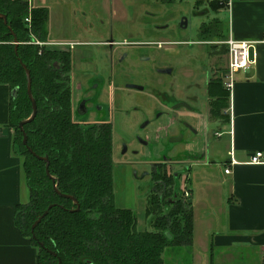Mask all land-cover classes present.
<instances>
[{
    "label": "trees",
    "instance_id": "16d2710c",
    "mask_svg": "<svg viewBox=\"0 0 264 264\" xmlns=\"http://www.w3.org/2000/svg\"><path fill=\"white\" fill-rule=\"evenodd\" d=\"M225 2L209 0V6L223 8ZM0 14L6 18V23L0 18V82L11 91L8 125L14 130L13 142L27 190L26 200L14 206L13 218L21 235L36 248L37 264H165L162 253L167 247H191L189 196L165 203L161 193L163 184L175 185L173 173L167 176L162 169V181L153 182L154 188L147 195L143 213L151 216L150 229H137L135 211L116 204L112 124L82 123L74 118L71 52L34 43L46 40L48 7L29 6L28 0H0ZM198 38L224 41L220 21L201 22ZM21 63L29 70L36 104L35 116L23 123L22 129L18 123L30 116L32 108ZM208 91L211 114L220 117L228 107L229 93L221 75L208 83ZM23 133L26 144L22 143ZM27 148L47 157L50 176L45 173V161ZM212 250L210 241L207 264H213Z\"/></svg>",
    "mask_w": 264,
    "mask_h": 264
},
{
    "label": "rangeland",
    "instance_id": "374dc122",
    "mask_svg": "<svg viewBox=\"0 0 264 264\" xmlns=\"http://www.w3.org/2000/svg\"><path fill=\"white\" fill-rule=\"evenodd\" d=\"M195 1L196 0H171L169 2H165L164 0H52L51 13L60 15L58 17L60 18L61 24V31L59 33L62 36L87 42L86 45L80 46V48L77 46V48L80 49L83 54L92 52L93 65L91 64L90 66L88 61H83L84 65L82 66V63L81 68L86 71L91 69L97 71L103 68L108 74L110 72L108 64L103 67L102 61L100 60L101 57L107 58V48L101 47L100 44L95 43H100L109 38L117 41L197 40L199 25L201 22H210L212 12L206 4L207 0H198L197 5H195ZM224 10L225 9H219V12L216 14L220 19V31L223 33L227 26V13ZM183 17H186L188 21L186 27L180 26V20ZM54 22L55 21L52 19L53 28L50 27V29L56 34L58 30ZM49 24L50 19L48 21V26ZM218 43L217 46L206 47V49L200 47L198 44H191L190 47L186 49L179 44L168 45L163 43V47L161 48L157 47L156 44H152L147 47V49L152 50V52H149V55H152V61H141L137 53L133 50V47L119 45V50L127 53L126 60L123 62L125 77L120 83L123 84L124 82H128L145 85V89L126 88L121 85L114 89L115 94H111L107 86L106 89H104L105 92L103 88L101 91H103V94L107 91V95H109L106 96L103 102L104 104L109 103L112 99L114 100L120 97V99L125 101L126 105H129L127 108H138L126 112L125 107L120 108V111L112 107L109 111V119L113 121V181L115 182V186H117V197L115 196V202L120 206L131 207L135 211L137 216V229H150L151 216H146L143 213V206L147 195L153 187L151 176H147L148 173H146L149 169L153 170V166L149 165L150 160H159L162 156L165 157V155L168 157H184L187 153H196L200 155L196 160L190 159L192 162L190 166H188L189 169L186 168L188 164H185L182 168H176V170H174V172L177 170L184 171L181 173L179 185L182 184L184 190H188L189 188L191 194L189 195L186 191L184 198L189 196L188 199L191 200L190 203L192 206L198 201V186L202 187L201 182L205 175L209 171L212 172V183H215V179L223 173V156L221 154H216L218 137L220 136L219 140L221 143H224L226 137L223 133V123L214 119L205 121V128L200 129L197 136L190 135V138L193 139L190 144L189 142L186 143L184 140H180V138L171 142L170 138L178 136L177 132L179 128L173 126V128L168 127L164 129L163 125L166 123L164 121L166 117L157 118L159 112L156 111V99L152 95L153 92L167 90L168 88L165 84H169L170 81L184 83L181 81V78V80L178 79L182 71L183 75L188 74L189 76L192 73L194 75L196 74L197 80L198 77L201 79L200 72L197 73L201 63L207 62L208 64H215L216 61L213 62L212 59H208L205 56V52L203 53L204 50L209 51L215 48L211 53L218 54L219 64L224 60L222 49L224 45L222 42ZM208 44L209 43H207V45ZM166 46H173L176 49H180L183 51L184 55H187V52H192L191 54L195 57V60L193 59V61H191V65L185 66V59L182 54L177 56L173 54L170 56L167 51L163 50ZM59 48L62 49V46ZM170 62L174 65H178L172 77L159 74L153 68L154 64L160 65ZM77 68L78 66H76V70H78ZM102 73L104 72L102 71ZM79 77L80 76L76 74L73 75V85L79 84ZM157 79H162L160 80V84L156 82ZM192 89L194 90V88ZM74 91V96H72V98L76 100L79 98L80 92L77 88H75ZM181 91L183 93L186 92L184 88H181ZM99 99L101 100L102 98L100 97ZM103 113L105 112L103 111ZM103 113L101 115L92 109H86L84 113H77L76 118L79 121L86 120L93 122L102 119L104 116ZM223 113V111L220 113L219 118H221ZM144 124L146 126H143ZM145 137L149 139L148 144L144 143V140H142H146ZM123 140L127 142V151L125 154H122L121 150ZM213 187H218V185L215 183ZM123 188H125V199L123 198ZM222 190H224L223 185ZM220 192L221 188H219V193ZM223 199L224 198H221L219 195L220 201L214 199V206L216 207L220 202L222 203ZM203 206L204 205H201L198 208L201 212L204 211ZM214 216L215 218L218 217L216 215ZM222 224H224L223 216H219L211 225L204 224L202 228L199 227L198 222L196 223V235L199 237L200 235H205L208 243L211 241V234L222 229ZM209 227L211 228L209 229ZM193 244L195 243H192L191 247H187L186 245L167 247L162 253L164 263L175 264L177 261L176 264H193V251L196 250ZM199 250L200 249L197 248V251ZM206 252L201 256L203 260L202 263L204 264L206 261H209V252Z\"/></svg>",
    "mask_w": 264,
    "mask_h": 264
},
{
    "label": "crops",
    "instance_id": "0c3cea01",
    "mask_svg": "<svg viewBox=\"0 0 264 264\" xmlns=\"http://www.w3.org/2000/svg\"><path fill=\"white\" fill-rule=\"evenodd\" d=\"M28 4L29 6L48 7L50 24L48 26L47 21V37L43 41L44 44L61 47L58 45L67 43L74 46L76 43L84 42L80 39L64 37L59 33L61 31L60 18H58L60 15L51 13L52 0H28ZM206 4L209 6V0ZM209 8L212 12L210 21H220L216 15L219 9H225L227 13V26L224 33L222 32L224 40L231 36L235 39L257 43L253 48L254 63L248 69H240L234 74L233 87L228 93L229 113H223L221 118L216 117L211 114V106L203 108L199 117L179 112L198 130L205 128V121L213 119L221 121L224 127L223 133L226 136L224 143L219 140L220 136L217 139L216 154L223 156V173L214 181L218 187H213L215 184L212 183L213 173L209 171L202 179V187L198 186V201L192 206L193 243H195L193 245L196 247L193 251L192 262L193 264H204L201 256L206 251L209 252V242L207 243L205 235H200V237L196 235V223L199 222V227L202 228L204 224L211 225L219 216H223L222 229L210 236L213 245V264H264V161L260 163L249 161L250 155L255 151L259 150L264 155V44L259 43L264 38V0H231L229 7L212 9L209 6ZM52 19L58 30L55 29L56 34L50 29V27L53 28ZM198 33L199 27L197 36ZM173 41L179 42L183 39ZM197 41L204 40L197 38ZM157 42L163 44L169 41ZM204 42L209 43V47L217 46L215 42L223 43V41ZM223 45L224 60H219L222 64L217 61L221 68V73L219 72L221 77L226 73L227 65V49L224 43ZM212 49L215 50V48ZM166 50L176 53L179 51L175 47ZM145 51L146 49H143V52ZM211 52L213 51L208 52V57L214 62V53ZM91 53L87 52L85 57H89ZM191 53L187 52V55H182L185 62H190V64L193 59L195 60ZM175 66L178 67L177 64ZM181 73L178 79L181 78L180 80L184 83L173 82L179 91L186 84L203 79V75L197 80L196 74L191 73L188 76V74L183 75V71ZM160 80L162 79H157V81ZM208 92L207 88L209 106L212 104V97ZM10 94L8 85L0 82V264H37L36 248L21 235L13 218L14 206L26 200L27 190L21 159L13 142L14 130L8 125ZM231 160L234 163L230 164L229 173H225L224 168ZM222 185L224 190H222ZM219 188H221L220 193ZM114 190L117 197L115 182ZM122 191L125 199V188ZM218 193L224 199L215 207L214 199L219 200ZM188 194L190 195L191 192L189 191ZM201 205H204L203 212L198 209ZM121 207L125 206L121 205ZM214 215L218 217L215 218ZM197 248L200 250L197 251Z\"/></svg>",
    "mask_w": 264,
    "mask_h": 264
},
{
    "label": "flooded vegetation",
    "instance_id": "af4514ba",
    "mask_svg": "<svg viewBox=\"0 0 264 264\" xmlns=\"http://www.w3.org/2000/svg\"><path fill=\"white\" fill-rule=\"evenodd\" d=\"M163 43L168 44V45L179 44L180 46H184L185 49L190 47L191 44H198L200 47H203L204 49H206V47H209L207 45V42L197 41V40L196 42H192V40H183L179 42L169 41V42H163ZM86 44L87 42L85 41L76 43L74 44V46H70L69 44L64 43V44H59V46H62V49L58 47L59 49L63 51L71 52L72 69L70 72V77H71L72 96H74L75 88H77L80 92L79 98H77L76 100L72 98L73 99V116L77 120L76 114L77 113L80 114L82 110V107H80V102L84 101V105L87 110L92 109L101 115L103 111L105 113H103L104 116L102 117V119L95 120L93 122L86 121V120H82L80 122L95 123V122H100V121H107V122H110L113 127V121L109 119V111L112 107L115 108L116 110L119 109V111H120V108L125 107L126 112L138 109L137 107L127 108V106L129 105H126L125 101L120 99V97L114 100L113 99L110 100V102L107 104L103 103L106 96H109L107 95V91L105 94L102 93L103 91L105 92L104 89H106V86L108 90H110L111 94L113 93L115 94L114 89L117 88L118 86L122 85V87L130 88L128 87V85L133 84V83H128V82H124L123 84L120 83L122 79L125 77V67L123 65V62L126 60L127 53L124 51H120L119 45H127V46L133 47V50L137 53L138 58L141 61H152L151 59L152 55H149V52H152V50L147 49V47H149L152 44H156L157 47L161 48L163 47L162 46L163 44H160L157 41H141V40L117 41V40H113L112 38L105 39L101 41L100 43H95V44H100L101 47L107 48V54H106L107 58L101 57L100 60L102 61L103 67L106 64H108V67L110 70L108 74L106 70L103 68H100L97 71H93L94 69H91L89 70L90 72L83 70L81 68V64L83 63V61L84 62L88 61L90 63V66L91 64L93 65L92 54L89 57H85L86 54H83L82 51L78 49L80 48V46H83ZM214 44H218V43L215 42ZM77 46L79 47L77 48ZM172 47L173 46H168V47L166 46L164 47L163 50L167 51L170 56L173 54H176L175 56L180 55V54L184 55L183 51L180 49L177 53L175 51L166 50L167 48H172ZM73 48L74 50H72ZM143 49H146V51L143 52ZM210 51H213V50L203 51V53L205 52V56L208 59H209L208 52ZM213 57L216 60L215 64L214 63L208 64L207 62H204V63H201L200 69H198L200 74L203 75L202 81H198V82L192 81L186 84L184 87V90H186V92L183 93L182 91H179L178 88L175 85H173V82L170 81L169 84H165L168 88L167 90H159L157 92L152 93L153 97L156 99V105H157L156 111L159 112L157 115V118H160L163 116L166 117V119L164 120L166 123L163 125L164 129H167L168 127L173 128V126H176L179 128V131L177 132L178 136L170 138L171 142L175 138H180V140H184L186 143L189 142L190 144L192 143V140H193L190 138V135L197 136L199 133L198 128H196L195 125H193L190 121L186 120L184 116L179 115V112L180 113L186 112V113H190V114H193L199 117L201 116L203 112V108H206V107L210 108L211 106V109H212L213 105L211 104L208 106V102H207L208 99H207L206 92L208 88V83L212 79L219 77V72L221 69L217 63L218 55L214 54ZM189 64L190 62H185V66ZM76 66H78L77 68L78 70H76ZM153 68L159 74L169 75L172 77V75L175 72L176 66L170 62V63L160 64V65L154 64ZM102 71L104 73H102ZM74 74L80 76L79 84L77 85H73V75ZM156 82L160 84V81H156ZM140 86H142L141 90L145 89V85H140ZM102 88H103V91H101ZM192 88H194V90ZM148 91L151 92L150 90ZM100 97L102 98L101 100L99 99ZM145 124L143 126H146ZM142 140H144L143 141L144 143L148 144L149 139L146 138V140L145 139H142ZM126 144L127 142L123 140V144H122L123 146L121 149L122 154H125L127 151ZM199 156L200 155L196 153L195 154L187 153L184 157H168L165 155V157L162 156L159 160H154V161L150 160L149 165L153 166V170L149 169L148 171H146V173H148L147 176H151L152 182H161L162 180L160 178V175L162 174V169L165 170L167 176L172 174L174 170H176V168L180 169L185 164H188L186 168L189 169L188 166H190V163L192 162L191 160H196ZM179 180H180V177H179ZM174 186H175L174 184L173 186L171 185L166 186L165 184H163L161 193L164 195V200L172 196ZM176 194L179 196V198H184L183 195H185V193L183 191L182 184L177 187Z\"/></svg>",
    "mask_w": 264,
    "mask_h": 264
},
{
    "label": "built area",
    "instance_id": "2783aa9c",
    "mask_svg": "<svg viewBox=\"0 0 264 264\" xmlns=\"http://www.w3.org/2000/svg\"><path fill=\"white\" fill-rule=\"evenodd\" d=\"M231 0H226L225 6L229 7ZM26 22H29V18L27 17ZM35 44H43V42L34 41ZM223 43L227 49V65H226V73L222 77L223 85L225 89L230 92L233 83H234V74L238 70H246L248 67L254 63L255 61V53H254V44L257 42L246 41L235 39L231 36H228ZM259 43L264 44V38L259 41ZM229 107L223 110L224 113H229ZM249 161L251 163H260L264 161V155L261 151H255L250 155ZM234 163L231 160L229 165H226L224 168L225 173H229L230 164Z\"/></svg>",
    "mask_w": 264,
    "mask_h": 264
},
{
    "label": "water",
    "instance_id": "95a60500",
    "mask_svg": "<svg viewBox=\"0 0 264 264\" xmlns=\"http://www.w3.org/2000/svg\"><path fill=\"white\" fill-rule=\"evenodd\" d=\"M0 18L3 19V22H4V23H6V18H5L4 15H1V14H0ZM187 22H188V21H187V18H186V17H183V18L180 20V26H181V27H186V26H187ZM9 33L13 35V42H14V44H17L16 37H15V35L12 33L11 29H9ZM21 66L23 67L24 72H25V76H26V87H27L26 92H27V96H28V98H29L30 101H31L32 112H31L30 116H29L27 119L22 120V121H20V122L18 123V127H19L20 129H22V125H23V123H25V122L31 120V119L35 116V113H36V104H35L34 99L32 98L31 90H30V74H29V70H28V68H26V66H25L24 64H22V63H21ZM166 71H167V70H166ZM128 87H130V88H134V89H139V90H141V88H142V86H140V85H136V84H130V85H128ZM80 107H82L81 113L86 112V107H85V105H84V101H81V102H80ZM22 135H23V137H22V143H23V144H26V136H25V133H23ZM178 139H179V138H175L174 140H178ZM27 149H28V151L31 152L34 156H36L38 159L45 161V173H46L48 176H50L49 173H48V160H47V157H46V156H39V155H36L35 153H33V152L31 151L30 148H27ZM183 172H184V171H182V170H177V171L173 172V177H174V179H175L174 190H173L172 196H171V197H168V198H166V199L164 200L165 203H174V202L178 201L179 196L176 194V189H177V187L179 186V182L177 181V176H178V174H181V173H183ZM54 186H55V185H54ZM54 189H55V191L58 193V191L56 190L55 187H54ZM58 194H60V193H58ZM61 195H62L63 197H66V198H70L71 200H73V202H76V200H75L72 196H70V195H67V194H61ZM187 202L190 203L191 200L188 199ZM51 206H52V204H50V205L48 206V208L51 207ZM46 211H47V210H45V211H44V212H43V213H42V214H41V215H40V216H39V217L33 222V224H32V228H33V227H34V226L40 221V219L46 214ZM58 264H60L59 261H58Z\"/></svg>",
    "mask_w": 264,
    "mask_h": 264
}]
</instances>
